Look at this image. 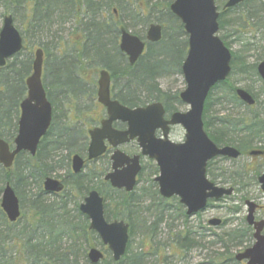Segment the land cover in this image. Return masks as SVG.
Wrapping results in <instances>:
<instances>
[{
  "label": "trees",
  "instance_id": "trees-1",
  "mask_svg": "<svg viewBox=\"0 0 264 264\" xmlns=\"http://www.w3.org/2000/svg\"><path fill=\"white\" fill-rule=\"evenodd\" d=\"M225 1L215 0L218 9L221 10ZM263 1L259 0L258 3L257 0H244L234 8L220 12L218 33L226 31L219 36L226 47H230L228 29L234 30L235 33L241 29L240 31L250 35H255L260 30L264 31ZM171 2L172 0H0V4H5L7 13H11L14 21L15 15L21 13L18 9H22L23 16L28 19L24 27L27 32L33 31L41 34L44 32L43 26L45 25L47 30L53 19H62L63 23L71 22L73 25H77L73 33L76 39L63 44L65 51L60 48L62 44L57 42L54 45V49L57 50L55 58L94 57L101 59L103 57L104 59L93 66H87L109 69L114 80L115 93L126 105L136 107L158 102L163 104L167 110L178 111V106L181 105L178 95H171L161 90L158 79L175 72L181 74L184 57L180 61L179 67L173 71L148 66V64L167 63V56L162 52V48L168 42L175 48L177 44H181L185 56L186 38L181 40L178 38L179 35L185 36V34L181 23L169 10ZM130 7H132L131 10ZM114 9L117 11L118 17H115ZM124 9H129V16L139 21L142 26L150 23H159L163 26L161 41L149 44L144 57L133 67L123 66L120 63L111 64L107 61L108 58H121L116 50L119 27H124L138 37H144V33L141 31H131L133 30L130 26L131 23L129 24L123 16ZM233 13L238 14L236 19L238 25H236V21L232 23L226 21V16ZM36 29L40 30L36 31ZM168 29L172 34L167 35ZM56 36V33L52 35V37ZM67 46H70L71 49H67ZM248 47L249 45L245 46V50ZM42 49L46 53L47 48L43 47ZM231 53L230 76L236 70V74L244 75L246 80L251 75L257 76L256 68L258 63L264 59V47L261 56L254 63H248L240 52ZM15 60L16 57L13 58L10 65L7 63L4 67H0V138L6 140L12 138L16 131L12 117L26 91L25 77L31 70L29 59L17 67H15ZM81 66L85 67V65ZM68 67L71 71L68 73L70 77L78 66L69 65ZM224 86H228V79L212 89L204 105V129L209 138L217 146L236 147L241 151L242 156L254 149L264 152V117L261 114L252 113L238 118L227 115L217 119L214 126L209 116L211 96L213 90ZM16 90L19 95L14 93ZM246 90L255 99V94H252L249 88ZM234 91V87L230 86V101L242 106ZM255 101V105H257V100L255 99ZM245 107L249 110L252 109ZM72 147L73 145H68L62 148L71 150ZM52 148L50 151L54 150V153L59 150V146ZM55 158V154L48 156L46 152L43 154L41 152L35 157L22 153L15 159L11 170H5L0 166V194L5 184L9 183L20 200L21 209L23 210L26 201L29 205L27 218L19 230L16 227L21 224L23 213L17 222L10 223L0 209V264H90L87 259V251L92 247H100L105 252L106 258L98 264H147L146 259L149 257L154 258L153 264H161L165 258H168V253H166L168 247L171 251L169 252L170 256L188 252L198 246L189 227L182 231H175L174 223H172L173 228L167 224L170 232L167 246L156 242L157 232L160 226L166 223V220H170L169 222L181 220L182 224L187 226L188 217L176 198L165 200L159 196L154 181L149 184V188H141L137 192L138 194L135 190L126 193L114 190L108 183L103 182L101 178L106 170L103 168L97 172L94 167L91 170V179L98 180L95 186L90 185L89 182H92L90 179L84 182L85 178L81 173L72 175L66 180V190L59 197L46 196L42 190L43 179L51 176L55 166L61 165L64 160L67 161L66 166L69 165L68 157L61 160H55ZM260 158H264V155ZM212 165L213 162L208 164L207 174L215 181L217 176L211 172ZM153 173H157L155 167H153ZM259 174L258 169H253L252 165H248L231 172L224 171L220 177H223L222 180L225 184L234 188V193L239 194L245 186H256V178ZM32 185L35 186V191L30 190ZM93 189L104 197V216L107 221L124 220L128 223L130 239L137 226L143 233L142 243L136 252L131 250L129 242L125 255L118 262L112 260L110 253L102 246L98 236L89 230L88 219L79 211V201ZM112 194L116 198L110 196ZM240 200L244 202L247 200V196L242 195ZM71 203L72 207L69 208ZM112 203L116 208V213L112 211ZM144 203H147V206L142 210L141 207ZM229 211L236 214L239 212V207H232ZM141 212L151 213L155 219L153 223L149 226L143 223L139 216ZM226 222L223 221L221 226H224ZM215 237V242L222 246V252L210 258L211 260H208L207 264H239L233 260L232 251L245 249L253 242L252 229L247 226L245 220H242L239 227L224 230ZM10 241L15 248L19 249L13 257L7 255L4 248Z\"/></svg>",
  "mask_w": 264,
  "mask_h": 264
},
{
  "label": "water",
  "instance_id": "water-1",
  "mask_svg": "<svg viewBox=\"0 0 264 264\" xmlns=\"http://www.w3.org/2000/svg\"><path fill=\"white\" fill-rule=\"evenodd\" d=\"M244 0H227L223 9L233 8ZM170 12L181 22L188 37V52L181 66L185 89L179 94L180 101L188 107L185 112H175L169 121L164 120V109L160 103H151L145 107L129 109L110 99V77L106 71L99 73L97 99L106 110L108 118L101 127L89 132L90 143L87 159L95 160L105 151V141L116 150L111 156L112 171L104 181L114 189L130 193L137 185L136 177L141 172L140 157L152 160L158 175L154 179L158 193L163 199L177 197L185 207L188 217L206 210L209 201H220L229 197L233 188L219 187L206 177L207 163L223 157L235 160L241 153L232 146H217L207 135L203 125L205 101L212 88L224 82L230 74L232 55L218 36L219 11L215 0H173ZM119 48L134 65L144 52L145 42L129 33L123 27ZM161 26L151 24L147 29L146 40L159 42ZM23 48V39L15 28L11 15L4 17L0 29V67L18 54ZM44 53L41 48L34 52L32 71L25 80L27 97L21 103V118L13 149L0 139V166L10 169L16 156L27 152L34 156L40 139L46 134L51 121V106L46 100L42 84ZM257 73L264 84V60L257 66ZM238 99L247 106H253L255 100L244 89H236ZM121 121L127 124L124 132L111 128V124ZM168 126H180L184 132V141L175 143L168 139ZM162 131V137L156 138L155 132ZM136 140L140 155L126 156L118 146ZM262 151H251L250 156H261ZM84 161L74 155L71 168L74 174L83 169ZM257 183L264 195V173L257 177ZM64 186L54 178L46 177L43 190L46 193L62 192ZM247 214L245 221L253 229V244L235 254L238 263L264 264V220L256 221L257 208L253 201H245ZM0 208L10 223L20 217L19 200L14 189L6 183L0 200ZM79 211L87 217L89 229L97 234L100 242L111 253L112 260L118 262L125 255L129 241V225L123 220L107 222L104 217V199L96 191H90L79 206ZM221 220L212 219L209 224L220 225ZM101 249L93 247L87 251L90 264L104 260Z\"/></svg>",
  "mask_w": 264,
  "mask_h": 264
},
{
  "label": "rangeland",
  "instance_id": "rangeland-1",
  "mask_svg": "<svg viewBox=\"0 0 264 264\" xmlns=\"http://www.w3.org/2000/svg\"><path fill=\"white\" fill-rule=\"evenodd\" d=\"M222 1V0H219ZM225 1V0H224ZM259 3V0H257ZM261 1V0H260ZM261 3V2H260ZM264 5V1L262 2ZM132 7L129 9L131 10ZM129 9H124L123 10V16L127 22H129L130 26L133 28L131 31H141L145 34V31L148 27V25L142 26L139 21H136L135 19L131 18L129 16L130 10ZM21 11V13L15 15V27L17 30L21 33L24 39V50L22 52L18 53L14 57H16V60L14 63H16L15 67H17L20 63H25L28 59L30 60L32 64L33 60V53L36 48H43L46 47L47 50L45 51V62L47 66H45V71L43 75V80H44V85L47 87V90H49V98L51 99L54 98L55 93L59 91L61 88L69 89V90H76L78 88L77 82L74 83V79L72 76L69 77L68 73L70 71V68L68 67L67 63L63 61L61 58H55L57 54V50L54 49V45L58 42L63 44L68 41L70 43L71 40L76 39V36L73 35L75 32L76 26L73 25L71 22H66L63 23L62 19H53L51 21L50 26L45 29V25L43 26L44 32H41V34L33 31H26L25 30V25L28 22V19H26L23 14H22V9H18ZM18 11V12H19ZM240 11V10H239ZM6 12V14H5ZM11 13H7L5 9V4L1 5L0 4V28L2 25L3 17L5 15H8ZM237 13L233 14H228L226 16V21L229 22H234L236 21V25H238V20L237 19ZM129 17V18H128ZM153 18V17H152ZM155 18V17H154ZM153 18V19H154ZM153 22V21H152ZM40 30V29H36ZM241 29L238 30V32H234V30H229L228 29V41L230 42V47L229 49L231 52H240V54L245 58V60L248 63H254L256 59L261 56L263 45H264V31L260 30L258 31L255 35H250L249 33H245L243 31H240ZM48 33V34H46ZM57 34L56 37H52V35ZM226 33V31H224ZM224 33H218L219 36L223 35ZM172 34V32L168 29L167 30V35ZM52 37V38H51ZM179 40L187 38L185 36H178ZM58 41H57V40ZM248 49L245 50V46H248ZM68 47V46H67ZM61 48V47H60ZM67 49H71L69 46ZM187 50V48H186ZM65 51V49H63ZM162 52L165 53L167 56V63L160 64V63H155V64H148V66H153V68H165L169 71H173L176 69V67H179L180 61L184 57V49L181 44H177L176 48L172 46L169 42L165 44L162 48ZM13 57V58H14ZM13 58L9 59L7 63L9 65L12 63ZM55 58V59H54ZM101 59H104L103 57ZM264 60V59H263ZM239 68V67H238ZM237 70L233 75H231L228 78V86H224L218 89L213 90L212 96H211V105L209 108V116L212 119V122L214 123L217 121V119L224 117V116H233L235 118L238 117H243V116H248L249 114L252 113H259L261 114L262 117H264V84L261 81V79L258 77V75H251L247 80L244 75H239L236 74ZM31 74L30 72L27 74L25 77V80L27 77ZM158 84L161 90L164 92H168L171 95L177 94L179 95L186 87L184 79L182 74L179 73H171L169 75H165L163 78L158 79ZM234 87L235 88H242L245 89L249 88L252 92V94H255V99L257 100V105L253 107L252 109H247L245 106H238L230 101V92H229V87ZM19 95V92H14ZM16 95V94H14ZM188 109L186 105L181 104L178 106V110L180 112H185ZM77 115V114H76ZM59 122L61 119H57ZM69 124V122H67ZM76 125V123L74 122ZM73 125L70 122V126ZM71 128V127H70ZM60 130V129H58ZM74 131V130H73ZM79 135V134H76ZM76 135L75 132L74 134L71 132H68V139L67 142L68 144H73L75 143L76 140ZM50 136H53L52 134ZM184 132L181 128H177L174 135H173V141L175 142H180L181 139H183ZM132 150H135V147H131ZM66 151H68L65 148H61L60 150V155L59 157L56 156L55 160H61L65 157ZM71 151H76L78 153L83 152L82 147L79 145H75L71 148ZM57 155V154H56ZM98 164H94L97 166L99 169L97 172L101 171L105 165H106V171L109 170L108 163L106 161H98ZM107 164H106V163ZM66 163L67 161L64 160V162L59 165V167L55 166V170L52 173V176H60L64 177L65 180H68L70 177L67 176L66 172ZM105 164V165H104ZM252 165L253 169H258L259 173L264 172V158H250L247 155H243L237 160H228V159H216L213 161V165L211 166V172L217 176L215 179V182L223 186L225 182H223V177H220L224 171H234L238 170L241 167ZM144 170L143 174L139 179V183L135 188V192L137 193L141 188H149V184H151L156 176V173H153V164H147V161L144 160L143 162ZM108 167V168H107ZM91 168L90 169H84L82 172V176L85 178L84 182H87L88 179L90 181L92 180V173H91ZM227 175V174H226ZM89 176V177H88ZM96 177V176H95ZM99 177V176H98ZM102 180V178H101ZM98 180L93 179L92 182H89L91 186H95L97 184ZM226 185V184H225ZM31 191H35V186H31ZM138 194V193H137ZM242 195L247 196V199L254 201L255 203L259 204L262 206V209L260 212L257 213L258 217H263L264 216V197L259 190V186L256 185H249L245 186V188L239 193H234L230 198L223 199L218 202H213V206L207 208L203 212L188 218L186 225L184 226L182 224L181 220H174L172 222H169L170 220H166V223H163L158 232H157V238L156 242H159L160 244L167 246L169 242H167L169 239V229L167 227L168 225H171L174 223L175 228H173L175 231H182L184 228L189 227L191 232L194 234V240L197 242L198 246L193 248L192 250L185 252V253H180L178 255H170L169 256V251L170 247L166 248V253H168V258H165L164 262H161V264H207L208 260H211L210 258H213L214 255L219 254L222 252V246L220 243L215 242V235L220 234L222 231L227 230L229 228L233 227H239L240 224L242 223V220H244L246 216V207L244 205V202L240 200V197ZM113 198H116L114 194L110 195ZM113 200V199H112ZM82 202V199L79 201V203ZM169 203H171L169 201ZM147 206V203L142 204L141 209H145ZM28 207L29 205L27 204V201L24 205V208L22 210L23 213V218L21 221V224L17 226L16 228L21 227L23 222L26 220L27 215H28ZM72 207V203L69 206V208ZM232 207H239V212L236 214H232L229 209ZM113 213H116L114 204L112 203L111 205ZM119 212V210H118ZM143 221V223H146L147 226H149L151 223H153L154 216L147 212L143 213L141 212L139 215ZM168 217V216H167ZM211 219H220L221 221H227L224 226H210L208 224V221ZM139 226L134 228V235L133 237L129 240L130 245H131V250L133 252H136V250L140 247L141 241H142V235L141 230L138 228ZM171 228V229H172ZM173 230V231H174ZM172 232V231H171ZM6 249V254L9 256H14L15 254L18 253L17 248L14 247L12 242L10 241L8 244L5 245L4 247ZM239 252V249L233 250L232 253H237ZM153 259L152 257H149L146 259L147 264H153Z\"/></svg>",
  "mask_w": 264,
  "mask_h": 264
},
{
  "label": "flooded vegetation",
  "instance_id": "flooded-vegetation-1",
  "mask_svg": "<svg viewBox=\"0 0 264 264\" xmlns=\"http://www.w3.org/2000/svg\"><path fill=\"white\" fill-rule=\"evenodd\" d=\"M226 1H225V3H226ZM225 3H224V5H225ZM224 5H223V7H224ZM222 8H221L220 12L225 11V10H222ZM226 10H228V9H226ZM113 13H114L115 17H118L117 11L115 9L113 10ZM178 21H179V19H178ZM151 24H158L161 26V39H162V37H163V26H162V24L150 23L149 25H151ZM149 25H148V27H149ZM148 27H147V29H148ZM182 27H183V25H182ZM121 28L122 27L118 28L119 29V31H118L119 35L117 37V42H116V50H117L118 54L121 55V58H108L107 61L110 62L111 64L120 63V64H123V66L128 65L129 67H133L138 61H140L144 57V55L146 54V52L148 50L149 44H155V43H159L161 41V39H160L159 42H154V43L148 42L146 40L147 29L145 31L143 38L135 35L138 38H140L142 41L145 42V47H144L143 54L137 60V62L134 65H130L128 57L124 53H122L120 51V48H119L120 37H121V32H120ZM125 30L128 31L129 33H131L129 30H127V29H125ZM183 31H184V29H183ZM184 34L186 35L185 31H184ZM186 37H187V35H186ZM187 40H188V37L186 38L185 56H184L183 61L185 60L187 52H188ZM186 48H187V50H186ZM61 50L63 51V46H61ZM43 59L44 60H43V68H42V84H43V87L45 90L46 100L50 103V106H51V121H50V124H49V127L47 129L46 134L40 139V141L38 143L35 155L31 156L27 152H21L17 156H19L20 154L23 153V154H27L31 157H35L36 155H38L41 152H42V154L46 152V155H48V156H51L53 154H55V155L57 154L56 156L59 157L61 148L70 145V144H68L67 139H68V132L72 131L73 134L75 132V135L76 134H79V135H76L75 143H73L71 145L75 146L77 144V145L81 146L83 152L78 153L76 151H71V150L66 151L65 157L69 158V165L66 166L67 176L70 177L72 175H78V174H74L72 171V168H71V159L74 155H78L83 159L84 164H83L82 170L90 169V168L94 169V167L96 168V170H98L99 168L97 166H95L94 164L99 165L98 161L104 160L109 164V166H108L109 170L106 171L105 173L111 172L112 171V168H111L112 161L110 158L116 149L112 148L106 141L104 142L105 146H106V151L101 157H99L95 160H88L87 159V157H88L87 156V150H88V146L90 143L89 132L91 130L100 128L101 123L108 118L106 108L102 104H100L98 102V99H97L99 73L104 70L108 73V75L110 77V99L112 101H117L120 105L127 107L129 109H135L138 107H145L146 105L145 106L140 105V106H136V107H131V106H128L125 103H123L117 97V95L115 93L114 80L112 78L111 71L109 69H106V68H93V67L87 66V65L93 66V64L101 61L100 58H94V57L74 58V59L63 58L62 60L65 61L68 66L69 65L78 66L75 68V72H73V75H72V77L74 79L73 85L75 84V82H77L78 88L76 90H69V89L67 90L63 87L59 91H57L55 93L54 98L51 99V97L49 98V95H48L49 91L46 89V87L44 85V80H43V75H44L45 66H46L45 53H44ZM81 65H85V67H82ZM25 87H26V85H25ZM26 97H27V89H26L24 95L22 96V98H21V100H20V102H19V104H18V106H17V108L13 114L14 116L12 117L13 125L16 127V131L13 134L12 138L7 139V140L4 138H0V139L4 140L9 145L11 150L13 149V142L17 136L19 121L21 118L20 105L26 99ZM179 101H180V99H179ZM180 103L183 104L181 101H180ZM162 106L164 109V120H166V121H169L172 114H174L175 112H180L179 110L178 111H175L172 109L167 110L163 104H162ZM57 119H61L60 122ZM67 122H69V124H67ZM70 122L73 125L70 126ZM74 122L76 123V125L74 124ZM111 128L115 131H118V132H124L127 129V124L124 122H121V121H116V122H113L111 124ZM177 128H181V127L180 126H168V130H167L168 131V139L172 142H175V141H173V135H174ZM58 129H60V130H58ZM183 132H184V130H183ZM51 134L53 136H50ZM155 137L161 138L162 137V131L157 130L155 132ZM183 141H184V136H183V139H181V141L178 143H182ZM175 143H177V142H175ZM55 146L56 147L59 146V150H56V152L54 153L53 152L54 150L53 151H50V150H52L53 149L52 147H55ZM132 146L135 147V149L137 148L136 151L131 149ZM117 149L120 150L122 153H124L126 156H128L130 158L137 156V155H140V150L138 148L136 140H131L127 143H124V144L118 146ZM251 151H249V152H251ZM255 151H260V150L255 149ZM17 156H16V158H17ZM219 158L226 159V158H222V157H219ZM219 158H215L210 162H213ZM144 160L147 161V164H151V165L153 164V167H155L157 169V167L153 161H150L148 158L140 157L139 163H140L142 169L136 178L137 181H138V179H140V175L144 170V166H143ZM228 160H230V159H228ZM210 162L207 163V167H206L207 179L216 186L224 187V188L229 187L227 184L226 185L224 184L223 186H221L220 184L213 181L211 179V176H208V174H207L208 170L207 169H208V164ZM14 163H15V160L13 162L12 167L14 166ZM12 167L10 169H5V170H11ZM56 167H59V165H56ZM104 169L107 170L106 165H105ZM157 174H158V169H157ZM51 178H54V179L58 180L59 182H61L64 186V190L62 192H59V193H46L43 190V186H42V190L46 196L51 197V198H56L65 192L66 180L64 179V177H60V176H56V177L52 176ZM262 195H263V193H262ZM0 200H1V194H0ZM18 200H19V198H18ZM256 205H257V208H256L255 214H254L255 220L256 221L264 220V216L263 217L257 216V213L261 211L262 206H260L257 203H256ZM19 206H20V200H19ZM211 206H213V203H211V205H208V208ZM21 214H22V209L20 206V217H21ZM263 233H264V230H263Z\"/></svg>",
  "mask_w": 264,
  "mask_h": 264
}]
</instances>
